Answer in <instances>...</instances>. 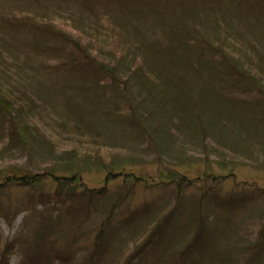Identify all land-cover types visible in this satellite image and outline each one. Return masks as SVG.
<instances>
[{
    "label": "rangeland",
    "instance_id": "obj_1",
    "mask_svg": "<svg viewBox=\"0 0 264 264\" xmlns=\"http://www.w3.org/2000/svg\"><path fill=\"white\" fill-rule=\"evenodd\" d=\"M166 4L162 3L164 6ZM155 8L158 9L156 6ZM90 12L81 0H0V87L3 89L7 83L16 85L21 88L25 100L30 102L28 106L25 101L17 100L20 102L17 105L21 107L20 112L11 111L17 114L21 134L10 136L6 129L8 125H0V152H3L0 170L12 168L18 169L19 173L28 171V174L40 177L41 180L35 187L0 188V208L9 213L8 219L11 220V223L6 222L0 216V245L7 247L29 224L31 242H37V248L45 249L50 243H55L57 250L68 248V251L75 252L73 264H83L91 246L96 242L98 231H104L105 244L110 245L112 238L117 235L119 238L111 251L105 254V260L101 264H122L119 259L121 254L128 253L131 246L134 248L135 243L141 241V234L135 236V233L143 232L142 225L145 222L149 224V229L146 228L149 231L159 215L164 217L181 203L179 209L182 207V214L189 215L198 206L212 210L206 226L209 229L207 234L215 232V236L211 237L206 247V250L209 249L207 254L195 255L192 258L195 261L193 264H252L259 251L258 246L262 241L260 238L264 237V97L249 88L248 94L243 93L248 95L249 102L241 105L236 103L245 107L243 109L246 113L241 114L232 107H226L224 111L222 103L209 89L195 92L194 87L207 89L198 86L196 81L191 80L179 86L177 91L166 90L170 87L164 86L167 100L178 96L177 100L181 104V98L185 101L193 98V102L187 106V113L192 114L191 117H181V107L175 105V102L164 105L166 108L162 103H156L155 115L148 116L149 119L146 120L142 115L147 135H130L127 143L121 134L110 132L117 123L99 122V127L106 135L117 138L115 143L99 149L100 145L89 136L88 129L91 125H96L92 121L100 116L97 113L95 117L88 115L82 97L73 98L72 108L69 103L66 107L63 94L67 93L70 97V94L87 93V96H96V99H100L101 95L108 96L103 91H93L98 88L96 81L102 78H98L93 70L82 74L78 67L73 68L71 74L58 73L53 78H48L41 70L44 64H56L51 61L47 51L59 49L65 53L73 52L71 47L57 37L46 36L48 32L74 35L83 49L87 47L89 52L85 51L91 57L99 54L97 59L101 63H120L117 55L119 51L111 50V43L118 42V39L112 38L110 42L109 38L103 44V56L97 46L90 43L97 39L102 44L105 40L103 35L108 37L105 22L109 19L108 15L97 20ZM251 13L252 11L249 14ZM256 13L257 20L244 15L239 19L234 12L228 16L232 31L236 33V36L230 37L232 44L229 53L231 57L240 59L242 65H249L251 61L255 63L260 55H264V5ZM125 17L129 19V26L119 25L121 19L116 13L112 14V21L116 25L114 24L115 32H112L111 37L121 34L119 41L131 44L134 48L136 45L131 35L140 32L142 42L147 44L144 48L146 50L134 48L131 53L136 54L138 59L144 58L143 54H151V60L145 59V68L140 69L145 70L148 77L153 79L155 74L152 71L163 72V68H147V63L158 59L166 64L173 61L170 58L176 47L167 48L168 42L162 34L153 36V33L159 32L154 19L144 18L138 21L130 13H125ZM127 34L130 35L129 38ZM238 39L244 41L245 46L248 43V48L244 45L239 47ZM85 40H88V45H84ZM122 52L126 54L127 49ZM241 54L243 55L240 56ZM241 57L246 60H241ZM262 69L255 68L253 71L261 72L262 80H257V83L262 85L259 88L264 91V64ZM115 73L121 81L129 82L128 71L123 67L115 68ZM151 108L153 110L154 106ZM177 110L179 111L176 112ZM210 116L220 118L225 124L213 127L202 124ZM224 116L232 118L225 120ZM18 135L26 140V146L20 144ZM30 137L37 143L29 142ZM86 162L93 169L85 167ZM121 162L128 165L131 163L125 170L133 172L143 181L117 178L106 185V176L112 171L113 163ZM70 164L82 167L80 171L84 187H107L108 194L103 198L105 200L96 201L101 208L108 210L112 198L126 190L116 210V218L110 226L105 220L106 211L102 212L100 208L97 213L92 210L89 217L80 219V226L68 223L69 221L62 222L56 217L58 212L53 214L50 227L43 220H38L41 211L55 206L57 202L61 203L63 199V194L57 192L59 187L55 180L44 178L46 170L49 167L56 168L57 175H67ZM182 178L187 180L189 186L183 185L181 194L177 180ZM145 180L147 185L144 184ZM225 199H230L231 207H223L225 203L221 202ZM215 200L219 203H215ZM38 204L40 206L32 217L31 206ZM148 204L152 205L149 218H138L134 225L120 231L125 218L135 216L136 212ZM45 217L44 215L43 218ZM176 237L178 247H181V232ZM172 242H162L161 249H169ZM169 255L172 257L171 250ZM23 261L22 253L16 250L9 258V264H22ZM151 262L147 260L145 264ZM53 264L61 263L55 261Z\"/></svg>",
    "mask_w": 264,
    "mask_h": 264
},
{
    "label": "trees",
    "instance_id": "obj_2",
    "mask_svg": "<svg viewBox=\"0 0 264 264\" xmlns=\"http://www.w3.org/2000/svg\"><path fill=\"white\" fill-rule=\"evenodd\" d=\"M83 6L91 11V15L99 18H105L109 15V19L105 22L107 24V35L102 42L95 40L90 41L91 44L97 46L100 54L104 55L106 42L112 38L118 39V42L114 41L113 51L118 52L119 64H109L107 61L101 63V60L97 59L99 54L91 57L83 49L79 40L73 37L74 35H66L61 33L48 32L46 36L52 35L57 39L62 40L64 44L72 48L73 52L65 53L59 49H51L48 52L51 61L56 63L53 65L44 64L41 66V70L48 78H53L58 73L71 74L73 68H80L82 74L93 70L96 72L98 78L101 80L96 81V88L93 91H103V94L108 96H100V99L87 96V93H76L75 95L67 96V93L63 94L66 107H73L71 103L73 98L82 97L83 102L86 104L88 115L95 117L96 113L100 118L93 120L96 125L88 129L89 136L97 141L100 148L108 146V144L115 143L117 138L112 135H106L102 128L99 127V122H108L110 124H116L115 129H110L111 133L121 134L127 143L130 139V135H147V128L143 124L148 116L156 114L155 109L159 103L162 106L168 105L169 102H175V105L181 107V117H191L192 114L187 113V106L193 102V98L185 99L181 98L183 103H179L178 96L172 97L167 100L166 91L163 87H170L166 90H176L179 86L187 84L189 81H196L198 86H204L207 89H199L194 87L195 92L206 91L209 89L212 95H215L219 102L222 103L224 111L226 107H232L237 109L241 114H245L246 111L239 105L249 102L248 94L249 88H253L258 94L264 97V91L259 88L262 85L257 83V80L261 79V72L253 71L255 68L262 69L264 64V55H260L259 59L254 63L250 62L249 65L240 64V59L231 57L229 47H231V36H236V33L232 31V24L228 19L231 12L236 13L237 17L247 16L250 19L257 20V9L264 5V0H81ZM209 2L213 4L210 5ZM162 3H167L165 6ZM216 3V4H215ZM155 6L158 8L156 9ZM129 9H126V8ZM147 7V8H145ZM252 11L251 14H249ZM116 13L117 17L121 19V24L129 26V19L125 17V13H130L138 21L144 18H152L156 23V28L159 29L158 33H153V36L162 34L168 42L167 48L174 49L171 54L173 61L164 63L162 61L155 60L147 63L148 67L163 68V72L156 73L155 77L151 79L145 70V59L151 60V54H143L144 58H137L136 54H132L131 51L141 49L142 51L147 44L142 42L143 38L140 32H135L131 35L135 47L131 44H126L124 41H119V35L112 36V32H115L114 22L112 21V14ZM168 15V16H166ZM116 25V24H115ZM133 26V25H131ZM135 27V26H133ZM136 28V27H135ZM120 31L125 32L122 28ZM241 33L240 31H238ZM129 33V32H128ZM129 38V34H127ZM237 37H239L237 35ZM97 38V37H96ZM236 38V37H235ZM241 40V39H240ZM239 47L245 46L244 41L237 40ZM258 41H256L257 43ZM84 45H88V40H85ZM236 44V42H235ZM245 46L248 48V43ZM127 49V53H123L124 49ZM146 50V49H144ZM152 50V49H151ZM157 50V48H153ZM110 51V50H109ZM89 52V51H88ZM241 54L240 56H242ZM170 57V56H169ZM166 59L165 57H161ZM241 60H246L242 58ZM46 61V60H45ZM98 62V63H97ZM249 61L247 60V64ZM255 64V65H254ZM253 68H252V67ZM123 67L128 71L129 82H123L115 73V68ZM114 69V70H113ZM263 70V69H262ZM135 82V83H134ZM132 84V86H131ZM3 89L0 87V125H8V135L21 134L18 122L17 114L20 112L21 107L17 105L21 101H25L26 105H30V102L25 100L22 94L21 88L7 83ZM182 88V87H181ZM115 90V92H109ZM89 91V90H88ZM96 93V92H95ZM109 93V94H108ZM77 95V96H76ZM195 95L194 93L192 94ZM76 96V97H74ZM168 96V95H167ZM174 98V99H173ZM215 98V97H214ZM17 100H19L17 102ZM29 102V103H28ZM63 103V104H64ZM239 105H237V104ZM124 104V105H122ZM15 105V107L13 106ZM152 105L154 109L152 110ZM24 106V105H23ZM27 106V107H28ZM165 107V106H164ZM23 108V107H22ZM166 108V107H165ZM24 109V108H23ZM15 110V112H11ZM177 110L176 112H178ZM232 114V112H231ZM248 114V113H247ZM246 114V115H247ZM144 115L146 118L143 119ZM197 115H195L194 119ZM231 116H224L223 119L229 120ZM149 119V118H148ZM171 121V118L170 120ZM97 122V123H96ZM196 126V122L192 121ZM243 122V121H241ZM26 125V123H24ZM206 126H219L224 125L225 121H221L218 117L210 116L207 121L202 123ZM200 124V126H202ZM19 129V130H18ZM28 136V135H27ZM21 145L28 144L26 140L18 135ZM150 139V136H148ZM29 142L37 143L33 137H30ZM53 154H56L52 151ZM3 157V152H0V159ZM121 162L112 166V171H109L106 176V185L112 183L117 178H124L127 181L128 178H134V182L143 181V179L136 177L133 172L125 170L128 163ZM69 174L57 175L56 168H50L46 170L44 178H52L58 184L59 193L63 194L61 203L57 202L59 207H47L39 215L38 220L47 223V226H51L53 221V214L58 212V217L62 222L69 221L68 223H74L76 226H80L79 220L89 217L92 210L97 213L99 208L102 212H105V220L107 224H110L116 218V210L120 206L121 200L124 198L126 190L118 193L112 198L110 208H101L96 204L99 199L105 200L108 193L106 186L100 189H88L84 187L83 175L80 170V165H69ZM85 167L89 170L93 169V166L86 162ZM18 169L9 168L7 170H0V188L11 186H24L35 187L41 183L40 177L28 174L25 171L19 173ZM42 179V178H41ZM171 181V180H170ZM176 179H173V182ZM178 189L181 188V194L183 185L189 186V183L185 178L177 180ZM147 185V181L144 182ZM82 188V190H81ZM56 192V193H57ZM179 201V200H178ZM215 203H219L217 200ZM230 199H225L221 203H225L223 207H231ZM181 205V203H179ZM46 205V204H45ZM179 207H176L173 211L165 215L164 217L158 216V220H155V225L149 230V224L146 222L142 225V233H135V236L140 235L141 241L136 242L131 246L128 253H122V264H145L147 260L154 261V264H193L195 261L192 258L195 255H206L207 245L210 242L211 237L215 236V232L209 233L208 224L209 216L212 210L210 208H198L192 211L189 215L182 214ZM40 205H32L31 215L37 211ZM200 207V208H199ZM152 205H145L136 212L135 216L131 215L125 218L121 224L120 231L126 227H131L138 220V218L147 219L152 212ZM46 216L43 218V216ZM108 215V217H107ZM0 216L10 222L8 219L9 213L5 209L0 208ZM177 216V217H176ZM177 219H176V218ZM179 217V218H178ZM174 218V219H173ZM180 219V221H179ZM11 223V222H10ZM47 227V228H48ZM91 232V230L89 231ZM181 232V247L177 244V235ZM31 230L29 224L25 227L24 231L11 242L10 247H2L0 245V264H9V258L16 250L21 252L24 261L22 264H53L55 261H59L61 264H73L75 252L68 251V248L63 250H57L55 243H50L45 249L37 248V242H31L30 236ZM264 236V233H263ZM119 238V235L113 237L110 245L105 244V232L98 231L96 235V242L85 258L83 264H101L105 260V254H108L114 246V242ZM105 239V240H104ZM175 239V242H172ZM217 239V238H216ZM259 251L256 252L252 264H264V237L260 238ZM169 241L171 247L169 249L162 250L161 243ZM214 242L216 243L217 241ZM172 248V249H171ZM172 251V257L169 252ZM250 251V250H249ZM203 252V253H201ZM125 254V255H124ZM153 257H156L152 260ZM140 258V259H139ZM158 260V261H157ZM200 258L198 262H200ZM135 262V263H133ZM151 262V264H152ZM120 263V262H119ZM80 264H82L80 262ZM150 264V263H149Z\"/></svg>",
    "mask_w": 264,
    "mask_h": 264
}]
</instances>
